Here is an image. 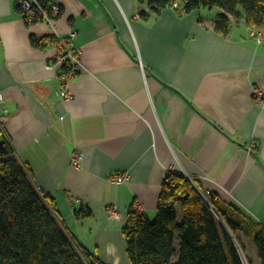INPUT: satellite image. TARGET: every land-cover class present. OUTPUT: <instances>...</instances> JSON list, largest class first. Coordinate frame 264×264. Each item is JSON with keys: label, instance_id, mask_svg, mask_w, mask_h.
<instances>
[{"label": "crops", "instance_id": "obj_1", "mask_svg": "<svg viewBox=\"0 0 264 264\" xmlns=\"http://www.w3.org/2000/svg\"><path fill=\"white\" fill-rule=\"evenodd\" d=\"M54 2L59 16L26 23L16 0H0V29L11 25L26 38L16 62L5 58L12 45L0 37V141L9 139L67 233L100 263L130 264L129 208L156 215L167 169L193 175L202 191L264 224V105L252 94L264 88V41L251 35L242 10L224 35L212 29L220 8L154 13L147 0ZM30 35L48 40L35 46ZM58 36L78 50L64 83ZM81 206L91 215L77 217ZM239 235L260 264L255 245Z\"/></svg>", "mask_w": 264, "mask_h": 264}, {"label": "trees", "instance_id": "obj_2", "mask_svg": "<svg viewBox=\"0 0 264 264\" xmlns=\"http://www.w3.org/2000/svg\"><path fill=\"white\" fill-rule=\"evenodd\" d=\"M35 1L44 7L55 3ZM173 1L146 3L158 13L171 7ZM178 1L180 7L176 9L181 13L219 7L222 12L212 29L224 35L231 29L232 18H240L241 7L245 24L264 36V0ZM29 37L35 46L48 40ZM61 69L71 68L64 64ZM164 175L153 220L129 208L123 232L130 264H243L227 230L187 176L173 169H167ZM207 195L232 231L238 237L243 232L255 245L259 263L264 264V224L244 215L237 205L227 204L217 195ZM52 205L51 199L36 189L31 171L20 163L9 139L4 137L0 141V264H103L67 233ZM75 212L79 218L91 215L87 206Z\"/></svg>", "mask_w": 264, "mask_h": 264}, {"label": "built area", "instance_id": "obj_3", "mask_svg": "<svg viewBox=\"0 0 264 264\" xmlns=\"http://www.w3.org/2000/svg\"><path fill=\"white\" fill-rule=\"evenodd\" d=\"M16 1L20 7V10L22 12V15L24 16V20L26 23L39 22V21H50V19L56 18L57 16L61 14L60 13L61 10L58 4L56 3L51 4L50 7H44L40 5L39 3H36L35 0H16ZM171 6L173 8H178L180 7V3L178 0H175L172 2ZM250 33L254 38H256L258 43H261L262 41H264V36L262 32L258 31L256 28L254 27L251 28ZM73 34H70V36L73 37ZM54 45L57 50L56 64L60 66V69L62 68L64 64L69 65L71 68L69 71H63L62 69L60 70L61 71L60 77L64 83L76 71V65L79 62V58L77 57L78 50L75 47H73L70 44L69 39L64 36L62 37L58 36L54 40ZM65 92L66 91L62 92L63 96L65 95ZM252 94L260 104L264 105V88L256 87L252 90ZM2 100H3V93L0 89V103L2 102ZM6 118H7L6 110L0 111V123H2ZM73 157L74 158L72 159V165L75 168H79L80 159L82 158V153L78 151V153H76ZM185 175L187 176L188 180L191 181L192 185H194L195 188L199 191L200 195L204 197V200L209 204V206H211V208L213 209L215 213V216L219 219L222 227H224L227 230V233L229 237L232 239L235 249H237L238 251V254H239L240 260H242V263L251 264L250 260L248 259L247 253L245 249L243 248L241 239L232 231V229L228 226L226 221H224V219L219 215L216 208L212 206L207 193L202 191L199 187V184H197L196 182L197 179L191 174L190 175L185 174ZM115 177H116V182L119 184L124 183L127 179V176L125 175H117ZM141 208L142 207H140L139 205V207H136L133 209L139 212V210L141 211ZM107 213H108L109 219L113 220L114 218H116L117 217L116 206H114L111 209H108Z\"/></svg>", "mask_w": 264, "mask_h": 264}, {"label": "clouds", "instance_id": "obj_4", "mask_svg": "<svg viewBox=\"0 0 264 264\" xmlns=\"http://www.w3.org/2000/svg\"><path fill=\"white\" fill-rule=\"evenodd\" d=\"M0 37L7 38L12 47L11 52L5 50V58L19 62L24 58L26 48V38L21 36L16 29L11 25H5L3 29H0Z\"/></svg>", "mask_w": 264, "mask_h": 264}, {"label": "rangeland", "instance_id": "obj_5", "mask_svg": "<svg viewBox=\"0 0 264 264\" xmlns=\"http://www.w3.org/2000/svg\"><path fill=\"white\" fill-rule=\"evenodd\" d=\"M216 9H219V7L215 6V7H214V10H216ZM241 10H242L241 8L238 9V11H241ZM154 217H155V216H154ZM154 217H151L150 219L153 220ZM239 237H240V235H239ZM251 264H252V263H251Z\"/></svg>", "mask_w": 264, "mask_h": 264}]
</instances>
